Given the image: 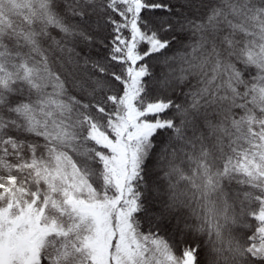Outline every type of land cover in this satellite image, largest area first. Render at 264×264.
<instances>
[{
	"label": "snow or ice",
	"instance_id": "obj_1",
	"mask_svg": "<svg viewBox=\"0 0 264 264\" xmlns=\"http://www.w3.org/2000/svg\"><path fill=\"white\" fill-rule=\"evenodd\" d=\"M0 264H264V0H0Z\"/></svg>",
	"mask_w": 264,
	"mask_h": 264
}]
</instances>
